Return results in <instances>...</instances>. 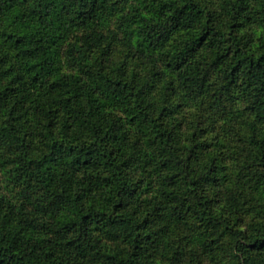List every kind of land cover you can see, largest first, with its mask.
<instances>
[{
	"label": "trees",
	"instance_id": "obj_1",
	"mask_svg": "<svg viewBox=\"0 0 264 264\" xmlns=\"http://www.w3.org/2000/svg\"><path fill=\"white\" fill-rule=\"evenodd\" d=\"M0 264H264V0H0Z\"/></svg>",
	"mask_w": 264,
	"mask_h": 264
},
{
	"label": "rangeland",
	"instance_id": "obj_2",
	"mask_svg": "<svg viewBox=\"0 0 264 264\" xmlns=\"http://www.w3.org/2000/svg\"><path fill=\"white\" fill-rule=\"evenodd\" d=\"M126 9H128V6H126L125 8L118 9L116 11L117 12L116 14L112 13V14L108 15V17L106 19V22L104 23L105 28H110V29L111 28H116L117 27V22H118L120 16L122 15V13ZM260 23H261V20L260 21L258 20L257 23H254V24L250 25L251 26V30L257 29V30L260 31V29H261L260 26H259ZM247 26H248V24L244 28L248 29ZM117 31H118L119 34H121V32L119 30H117ZM132 63H134V62H132ZM186 108H187V106L182 108V110L184 111ZM228 151H229L228 157H230V158H228V160L230 161V163H232V161L234 160V157H232L233 156L232 147H230ZM237 177H238L237 173L233 174V176L231 177V181L232 182L228 184L229 188H232V187L237 188L236 185H234V183L239 181V180L237 181V179H238ZM237 186H238V188H240L241 187V183H239Z\"/></svg>",
	"mask_w": 264,
	"mask_h": 264
}]
</instances>
